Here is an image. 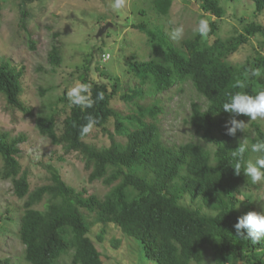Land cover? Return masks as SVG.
<instances>
[{
	"label": "trees",
	"instance_id": "1",
	"mask_svg": "<svg viewBox=\"0 0 264 264\" xmlns=\"http://www.w3.org/2000/svg\"><path fill=\"white\" fill-rule=\"evenodd\" d=\"M16 1L20 23L25 26L26 5L36 0ZM198 1L203 11L217 18L226 14L225 1L242 3ZM249 1L250 11L231 6L234 15L242 13L238 20L242 30L228 37L217 35L212 41L208 37L217 29L214 22L208 23L206 36L195 33L180 44L173 42L161 25L136 24L147 36L152 53L147 60L133 58L129 63L137 82L119 94L128 111L112 105L119 93V78L111 83L102 71L100 75L108 80L97 81L85 68L80 80L89 87L92 107L74 106L65 91L56 102L69 107L59 127L57 117L62 113L58 106L43 107L36 114L40 134L65 153L80 154L89 181L101 180L108 187L104 196L68 184L53 165L47 167L49 182L31 190L29 172L22 170L19 159V144L26 137L0 133V179L11 180L15 195L24 199L18 234L29 264H65L61 259L66 255L69 264H104L103 258L110 255L101 251L98 243L103 241L106 227L136 239L144 256L157 264H264V242L254 245L238 236L233 227L238 217L255 211L250 191L257 184L244 175L243 162L239 175L232 168L236 163L232 152L239 143L244 139L250 146L264 139V129L258 121L240 115L235 118L251 122L254 133L238 130L235 136L227 135L225 124L232 117L222 110L229 94L241 91L236 87L238 81L246 83L243 90L249 94L264 89V24L257 20L264 12V0ZM172 3L153 0L156 12L163 16L169 14ZM246 11L253 19L246 20ZM1 17L0 6V22ZM251 37L258 40L259 48L241 62L230 61ZM55 42L48 51L53 68L63 61L62 46ZM254 69L259 70V77L251 75ZM23 74L24 66L0 56V95L9 107L32 116L33 108L23 101ZM188 81L207 100L206 108L191 102L188 121L209 145L196 141L166 144L157 122L158 105L143 102L147 95ZM89 115L96 120L94 127L108 134L109 145L97 146L87 142L88 134L80 135ZM110 120L113 132L106 127ZM256 156L249 151L245 159ZM96 224L102 226L96 235L98 242L90 236Z\"/></svg>",
	"mask_w": 264,
	"mask_h": 264
},
{
	"label": "rangeland",
	"instance_id": "2",
	"mask_svg": "<svg viewBox=\"0 0 264 264\" xmlns=\"http://www.w3.org/2000/svg\"><path fill=\"white\" fill-rule=\"evenodd\" d=\"M112 2L113 0H36L26 5L28 15L25 26L20 23V5L16 0L0 2V56L7 57L15 65L24 66L23 101L33 108V115L30 116L9 107L0 95V133L26 137L19 144V159L22 170L29 172L31 190L49 182L47 167L53 165L60 171L63 179L75 188H85L88 193H95L100 197L107 192L108 187L101 180L89 181V170L84 167L80 154H67L61 146L54 145L48 137L40 134L36 127V114L43 107L48 109L58 106L59 113H62L57 117L59 127L64 112L69 107L56 102L65 91L81 84L80 75L85 68L86 71L89 68L91 78L97 81L108 80L100 75L102 71L110 78L111 83L115 77L119 78V93L112 100V105L121 112L128 111L119 94L133 88L137 82L129 69V63L133 58L147 60L152 53L147 36L135 27L136 24L148 22V26L161 25L169 36L175 27L183 26V37L179 40L172 39L180 44L183 39L196 33L194 29L203 19L207 23L217 24L214 35L208 37L212 41L217 35L228 37L242 30L238 21L242 13L234 15L231 6L252 10L249 0H242L239 5L230 2L226 4L225 1L226 14L217 18L216 15L203 11L198 0H172L169 14L163 16L156 12L153 0H125L124 6L119 10L111 7ZM244 15L246 20L252 18L249 12ZM257 20L264 24V12ZM55 33L58 34L56 37ZM55 41L62 46L63 61L53 68L48 61V51ZM31 42H34L35 48H31ZM255 48H259V42L251 37L250 41L231 55L230 61H243L254 53ZM103 53L109 54V59L104 60ZM192 101L207 107V100L190 81L176 84L163 93L147 95L143 100L146 105H158L160 112L157 122L166 144L179 145L196 141L209 145L188 121ZM256 121L264 129V120ZM245 123H248L245 132L253 134L251 122ZM106 127L113 132V120ZM85 139L97 146L110 143L108 134L97 127H93ZM1 166L0 158V168ZM250 194L255 211L264 210V182L258 183ZM23 201L13 192L11 180L0 179V264H29L24 257L25 246L18 234ZM41 207L42 205L39 206ZM89 220H93V216L90 215ZM101 229L102 226L96 224L90 232V236L97 242L96 235ZM105 229L104 239L98 243L101 251L110 255L103 258L104 264H157L144 256L136 239L122 234L114 227ZM61 261L69 264L70 256L62 257Z\"/></svg>",
	"mask_w": 264,
	"mask_h": 264
},
{
	"label": "clouds",
	"instance_id": "3",
	"mask_svg": "<svg viewBox=\"0 0 264 264\" xmlns=\"http://www.w3.org/2000/svg\"><path fill=\"white\" fill-rule=\"evenodd\" d=\"M124 3L125 0H113L111 7L114 10H119L124 6ZM208 30V23L203 19L199 21L198 26L194 29L201 37L206 36ZM183 35V26L175 27L170 32V37L173 40H179ZM104 54L107 53H103L102 55ZM251 75L259 77L260 72L258 69H254ZM236 87L241 89V91L230 93L228 98L222 103V110L231 114L232 117L225 124L226 134L230 136H235L238 130L245 132L246 125L248 124L243 120L236 119L235 117L237 116H247L251 121L264 120V89L256 91L255 94H249L243 90L246 88L244 81H238ZM67 97L74 106L90 108L94 103L89 94V87L85 84H78L71 88L67 92ZM100 98H102V95ZM95 124L96 120L89 115L87 117V123L80 128V135L84 136L89 134ZM249 151L257 154L254 160L245 159V154ZM232 156L236 160L234 167H232L235 170V174L239 175L242 172L241 162H243V173L250 179L253 185L264 182V139L257 140L250 146L243 139L239 143V147L232 152ZM233 227L238 236L250 240L254 245L264 242V210L259 212L250 211L238 217ZM244 230H246V233Z\"/></svg>",
	"mask_w": 264,
	"mask_h": 264
},
{
	"label": "built area",
	"instance_id": "4",
	"mask_svg": "<svg viewBox=\"0 0 264 264\" xmlns=\"http://www.w3.org/2000/svg\"><path fill=\"white\" fill-rule=\"evenodd\" d=\"M104 60H107L109 58V54H104Z\"/></svg>",
	"mask_w": 264,
	"mask_h": 264
},
{
	"label": "water",
	"instance_id": "5",
	"mask_svg": "<svg viewBox=\"0 0 264 264\" xmlns=\"http://www.w3.org/2000/svg\"><path fill=\"white\" fill-rule=\"evenodd\" d=\"M105 30V29H104Z\"/></svg>",
	"mask_w": 264,
	"mask_h": 264
}]
</instances>
